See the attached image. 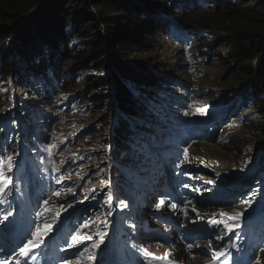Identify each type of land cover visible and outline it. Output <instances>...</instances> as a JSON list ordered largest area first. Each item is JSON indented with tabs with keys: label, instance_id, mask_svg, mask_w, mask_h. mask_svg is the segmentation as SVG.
Returning <instances> with one entry per match:
<instances>
[{
	"label": "rangeland",
	"instance_id": "374dc122",
	"mask_svg": "<svg viewBox=\"0 0 264 264\" xmlns=\"http://www.w3.org/2000/svg\"><path fill=\"white\" fill-rule=\"evenodd\" d=\"M226 1L218 0L221 7L224 6L223 10L227 9ZM180 2L182 5H174L172 11L169 12L165 10L164 5H158L162 11L160 8L155 10H159L160 14L164 13L162 17L158 16L159 20L163 19V25L151 32V35L156 38V41L153 42L154 45L145 46L147 49H158L159 52L154 56L156 60L148 61L149 65L146 66L153 71L154 80H149L151 84L142 88L141 85L145 83L143 80L135 81L132 84L137 99L142 98V106L138 109L142 112L138 114L146 113L145 121L136 124L129 113L123 114L125 116L123 123H120L121 120L116 113L114 121L125 126L126 123H131L127 129L141 133L140 140L149 147V145L156 146L157 129L161 127V122L158 125L157 121L171 115L169 111L179 110L177 112L181 115H188L190 112L199 114L197 118L191 120L171 115L173 118L166 122L168 125H172L177 117L182 122L181 127L186 129V134H191L194 129L198 132L199 141L192 148L193 153L188 150L190 144L182 143L177 146L181 150L180 159H176L178 164H187L186 160H195V165L198 166L196 169H190V165L183 166L196 174L192 181L196 183L197 187L190 184L187 189L194 187L199 193V195H194L191 200V208L194 211L189 216L184 215L181 210L182 206L187 204H173L172 201L168 202V198L160 199L161 197L156 196V188L164 182L162 179L165 175L164 169L157 174L158 183L147 189V193L144 195L146 199L139 202L140 198H137L139 204L135 206L125 202L129 194L123 179H126L128 171L140 168L141 164L135 160V157L133 158L132 154L127 155L125 144H117L116 135L112 132L113 126L111 127L112 133L106 134L108 140L99 136L97 124L100 123L105 112L99 114L101 106L92 107L93 105L88 103L83 92L86 87L68 92L64 85L56 86L55 92L52 94L48 90L37 88L36 84H32L33 88H23L27 85H24L15 73L3 80L0 78V83L3 82L0 86V102H3V107L0 108V123L3 121L0 133H4L6 130L10 136L12 134L21 135L20 126L32 129L33 123L39 124L40 126L37 127V124L34 125L35 129L33 128V130H37L42 138L45 136L48 138L47 141L41 139V144L54 150L55 163L61 168L66 167L67 179L79 188L77 193L66 200L93 204V207L110 206L108 208H111V214L114 216L112 226L102 225L106 226L105 230L109 235L111 234L106 241L111 242L112 255L115 258L119 252L127 250L121 237H124V234L130 235V240H137V244L131 249L140 255V264H177L176 260L182 264H192L202 262L203 257L207 255H196L195 245L209 249L221 248V241L214 243L210 240L205 243L206 239H199L198 243L205 244H196L199 231L204 232V238L209 237L206 228H211V226L203 223L207 220V216H212L214 213L221 216L223 213L220 209H216L211 202L217 201V204H220L228 200V197L223 195L219 197L225 198L224 201H220L219 197L211 199V191L218 190V188L226 193L233 191V198L242 195L244 199H247L242 201L243 206L239 207L246 210L254 207V205L250 206L256 203L255 200L264 199V191L261 192V186L258 184L261 181L264 183V114L260 110L250 108L251 104L259 99H264V92L261 89L264 85L262 75L256 77L253 75L254 78H252L239 63L230 58V48L227 47L229 43L223 37L222 32L184 27L188 25L185 22L187 17L181 16H206L198 8L211 6L210 2H202L200 5H194L192 0H180ZM195 8L196 10L193 12ZM191 44L193 45L191 46ZM252 57L253 64H256V67L261 66V58L257 64L256 55ZM260 69L262 71L259 72L263 73V69ZM155 71L157 72L155 73ZM153 89L158 92L156 95H153ZM160 92L163 95H160ZM66 93L80 96L78 102L72 100ZM167 93L169 97L166 99ZM7 94L11 95L10 100ZM29 97L34 98L28 100ZM177 98L179 105L176 106L175 104L178 102L174 99ZM258 105L263 106L264 101ZM73 107L75 109H72ZM39 108L42 113L47 112V115L38 114ZM202 111L204 114H200ZM201 115H203L202 118H200ZM220 117L224 119L216 121ZM157 125L158 128H153ZM177 125V128L171 126L163 128L164 131L166 129L169 131L166 133V138H169L170 134L175 138L180 136V127L179 124ZM40 128L41 130H38ZM171 129H174L175 132L170 133ZM126 135L130 134L126 133ZM14 141L20 142L21 145L23 139L16 138ZM158 142L157 146L165 145V139H160ZM137 148L138 158L142 161L144 158L141 157L140 151L146 152V149L144 147V149H139V146ZM115 151H117V155H112L115 154ZM170 162L172 163L167 161L165 164L167 163L171 170V164L173 167L177 163H174V159ZM44 163L55 166L52 163V155L49 153L45 156ZM104 170L107 172L102 173ZM254 179L256 181L252 185H244ZM121 183L124 185L123 192L119 190ZM164 184L166 183L164 182ZM181 185L180 192L184 190L185 183L182 182ZM97 190L99 193L94 195ZM150 194L153 196L150 197ZM60 197L65 199L64 196ZM108 197L109 200H107ZM132 199L136 200L134 197ZM161 200H163L162 204ZM147 201L146 208L148 210H145ZM54 206L55 204L48 207L46 215H58L60 211ZM129 210L135 212L133 218L128 217ZM60 215L57 216L58 220L67 219ZM161 215L163 216L161 217ZM121 216L127 217L122 220ZM139 216H141L140 222L137 220ZM226 219L228 217L224 216V219L218 218L217 221L223 225L226 223ZM117 225L122 226L121 236L114 233ZM180 227H182L181 230ZM191 228L197 232L195 239L192 236L189 239L187 236L184 237ZM80 233H85V230H81ZM76 237L77 242L88 239L87 236L76 235ZM94 238H99V236L96 235ZM187 243L192 244V248L189 249ZM42 245L46 246L44 243H41L40 246ZM91 245L92 243L89 246ZM1 248L0 243V251ZM81 248L84 250V247ZM14 251L15 249H12L6 254L0 255L2 257L0 261H7L8 264H19L18 262L30 264V261H25L24 253L21 250H16L15 253ZM166 252L168 253L166 254ZM153 254L159 257L158 263L149 258ZM168 256L170 257L164 260ZM109 257L104 255L105 263H109L107 259ZM262 258L261 264H264V252ZM111 264H116V261L113 260Z\"/></svg>",
	"mask_w": 264,
	"mask_h": 264
},
{
	"label": "trees",
	"instance_id": "16d2710c",
	"mask_svg": "<svg viewBox=\"0 0 264 264\" xmlns=\"http://www.w3.org/2000/svg\"><path fill=\"white\" fill-rule=\"evenodd\" d=\"M171 1L0 0V78L3 80L15 73L21 82L27 85L23 88H33L32 84H36L37 88L48 90L52 94L56 86L64 85L68 92L86 87L83 92L88 103L90 102L92 107L101 106L99 114L105 112L97 124L99 136L108 140L106 134L111 132L113 126L112 132L116 135L115 141L118 145L123 143L128 147L134 143L139 149L148 150L140 142L136 130H133L132 136L126 135L131 133L130 129H127L131 123H126V126L120 125L114 121V115L118 114L120 123L125 121L123 115L125 113H129L136 124L139 120L145 121L146 113L138 114L142 112L138 111L143 103L142 98L137 99L132 84L143 80L145 83L141 85L142 88L149 86L154 80L153 71L146 66L149 65L148 61L156 60L154 56L159 52L158 49H147L145 46L154 45L156 38L151 32L163 25V19L159 20L158 16L162 17L164 13H159L162 8L158 5H164L168 12L172 11L174 5H182L180 0H173V3ZM192 1L194 5H200L202 2H210L212 5L198 8L206 16H181L187 17L185 22L188 25L184 27L222 32L229 43L227 47L230 48V58L239 63L252 78L253 75L256 77L261 74L264 82V0H227L226 10L222 9L224 6L221 7L222 1L221 3L218 0ZM159 8L160 11H155ZM195 10L196 8L193 12ZM255 55L258 58L257 64L261 58V66L256 67V64H253L252 56ZM260 68L263 69V73L259 72L262 71ZM2 84L3 82L0 86ZM261 89L264 92V85ZM66 94L77 102L80 98L74 93ZM7 96L10 100L11 95ZM30 98L34 97H29L28 100ZM262 101L264 99H259L251 104L250 108L260 110L264 114V105H258ZM2 107L3 102H0V108ZM38 114L47 115V112L42 113L39 108ZM5 135L7 138L6 131ZM12 138L8 135L7 139ZM15 144L17 143L12 141L8 148L14 149ZM117 151L112 155H117ZM145 154L146 152L140 151L141 157ZM135 160L139 162L140 159L135 157ZM190 163L195 164V160ZM128 174L133 172L128 171ZM132 177L133 175L127 177L126 174V179H123L126 190H132L134 187ZM255 181L256 179L244 185H252ZM124 185L121 183L120 192H123ZM66 188L67 198L79 191L69 179ZM96 193L99 191L97 190L94 195H97ZM110 194L109 190V197ZM125 202L129 204L132 202L131 198L127 197ZM82 207L84 211L90 210L92 213L83 226L86 232L92 231L88 234L96 236L100 228L112 224V210L108 208L110 206L93 207V204H83ZM130 216L131 214L128 215ZM121 229L119 226L118 234H121ZM92 242L96 243L95 245L108 244L98 249L100 250L98 253L102 254L109 249V242L105 239ZM87 257L90 258L92 255L88 253ZM100 259L90 260L98 263ZM118 260L120 264H129L130 261L125 255Z\"/></svg>",
	"mask_w": 264,
	"mask_h": 264
},
{
	"label": "bare ground",
	"instance_id": "6f19581e",
	"mask_svg": "<svg viewBox=\"0 0 264 264\" xmlns=\"http://www.w3.org/2000/svg\"><path fill=\"white\" fill-rule=\"evenodd\" d=\"M153 95H156L158 92L155 90V89H153ZM160 95H163L161 92H160ZM165 96V95H164ZM169 97V94L167 93V96H165V98L167 99ZM176 102H178V98L177 99H174ZM176 106L177 105H179V102L178 103H176L175 104ZM177 111H179V110H177ZM176 111V112H177ZM219 112V111H218ZM169 114H171V115H173L174 116V109L172 110V112L171 111H169ZM171 115H169V118H173V116H171ZM224 119L223 117H220V118H218L216 121H218V120H220V119ZM140 122V120L138 121V123ZM137 123V124H138ZM37 123L35 122V123H33V127H32V129H31V131H33L34 133H35V136H37V137H40V135H39V132H37V130L35 131V130H33V128L35 129V126L34 125H36ZM37 126H40L39 124H37L36 125V127ZM153 128H158V127H153ZM172 128H175L174 126L172 127ZM38 130H41V128L40 129H38ZM130 136H132L133 135V130L132 129H130ZM160 132V131H159ZM158 131H157V133H159ZM175 132V130L174 129H171V133H174ZM139 134V136H140V134L141 133H138ZM41 139H43L42 137H40ZM175 137H173L172 136V134H170V136H169V140H171V142L173 141V139H174ZM137 142H138V140H137ZM140 142H142V143H144L142 140H140ZM34 143H36V145L37 146H40L39 145V143H37V142H34ZM139 143V142H138ZM134 144V143H133ZM131 144V146H128L127 147V155H129V154H132V156H133V158L134 157H139V154H138V148H137V146L134 144ZM175 144V143H174ZM192 144H195V145H197L198 144V140H195V141H193V143ZM170 145H172V143L170 144ZM165 148V149H164ZM163 149H164V154L163 155H161V156H157L155 153H153V152H151L150 154H152L151 156H153L154 157V164H155V167H156V171H157V174L160 172V170H162L163 169V164H162V159L164 160V162H167L168 161V163H172V162H170L171 161V159H170V157L168 156V149L166 148V146L164 145V147H163ZM165 150H166V152H165ZM165 156V157H164ZM4 156H2L1 157V159L3 158ZM144 159L141 161V160H139V164H141V167L140 168H137V169H133V174H127V177H130L131 175H133V177H135V172H137V171H144V170H146V167H147V163H148V159L146 158V157H143ZM165 158V159H164ZM126 159V158H125ZM124 160V159H123ZM188 163H187V165H192V167H194V169H196L195 167H197V165H195V164H193V163H190V161H187ZM175 166H173V168H174ZM171 168H172V164H171ZM144 169V170H143ZM0 171H3V169L1 168L0 169ZM161 174V173H160ZM139 179H142V177L141 176H139L138 177ZM165 182V181H164ZM164 182L161 184V185H163L164 184ZM260 186H261V192H263L264 191V183H263V181H261V182H259L258 183ZM152 186H153V184L149 187V189L150 188H152ZM201 190V189H200ZM199 190V191H200ZM249 190H251V189H249ZM128 191V193H129V191H132V190H127ZM176 193H178V192H175L173 195H170V197H168V202H170V201H172L173 202V204H175V201H176ZM180 193H183V191H181ZM30 195H34V193L33 192H30ZM198 195H199V193H198ZM36 196H37V194H36ZM150 197H152L153 196V194H150L149 195ZM172 196V197H171ZM261 198L263 197V196H260ZM245 199H247V198H245ZM244 199V200H245ZM183 199H179V201L181 202ZM131 201L133 202V204H131V202H130V205H137L136 204V200L135 199H131ZM252 206V205H251ZM250 206V207H251ZM66 209V210H65ZM68 209H69V207H68V205H66V206H64L63 208H61V209H59L58 211H60L59 212V214H61V216H64L66 213H67V211H68ZM85 214L86 215H88V216H90V215H92V213H91V211L89 210V211H86L85 212ZM122 217H124V219L127 217V216H121V218ZM89 218V217H88ZM129 218H133V216L131 215ZM123 220V219H122ZM7 231V230H6ZM189 231V233H190V235L192 236V238L193 239H195V237L197 236V232L195 231V229H193L192 228V230L190 231V229L188 230ZM108 231L107 230H105V227H103V228H100L99 230H98V232H97V234L98 233H102V234H106ZM94 237V235H90V238H93ZM99 239H103V238H101V235L99 236V238H97V239H95V241H97V240H99ZM92 243V245L91 246H89L90 244ZM94 244H96V243H94V242H92V241H87V242H85V243H81V244H78V246L77 247H87L88 249H90V248H92L91 250H94V249H100V248H103V247H106L108 244L107 243H101V244H97V245H99V247H93V245ZM26 245V242H24L23 244H21V248H24V246ZM13 248H11L10 250H12ZM78 254L80 253V251H78L77 252ZM168 252H166V254H167ZM103 255L101 254V253H98L97 254V258H96V260H98L99 258H101ZM168 258V257H167ZM132 259V258H131ZM130 259V260H131ZM68 261H70L69 259H68ZM67 261V262H68ZM79 264H82V263H79ZM89 264H104L103 263V261H100L99 260V262L98 263H96V262H94V261H90L89 262Z\"/></svg>",
	"mask_w": 264,
	"mask_h": 264
},
{
	"label": "snow or ice",
	"instance_id": "6c2138e0",
	"mask_svg": "<svg viewBox=\"0 0 264 264\" xmlns=\"http://www.w3.org/2000/svg\"><path fill=\"white\" fill-rule=\"evenodd\" d=\"M200 114H204L203 111L200 113ZM12 157L9 156L6 158V161H4V163L7 164V166L9 167V169H11L12 167V164H11V161H12ZM11 180H9L5 174L3 173V171H0V196L6 194V187L7 185L11 184ZM45 203H47V201H45ZM123 203V202H122ZM163 203V200H161V204ZM126 206V205H125ZM68 207H72V205H68ZM172 207H175V205H172ZM66 210V209H65ZM222 215H224V213H221ZM13 215L12 212H9L7 214L4 215L3 219L6 221L8 220V217ZM59 215V213H58ZM242 213H236L234 216L230 217V219H233V220H238L240 217H241ZM213 223H218L216 221H213ZM225 227L229 229V232L232 231V227L229 226L228 224H225ZM51 228V225H45V228H44V232L50 230ZM33 235V239L29 240L27 242V244L24 246V248L21 249V251L24 253V255L27 257L31 251L36 248V247H39L41 241H42V237H43V232L41 231V229L37 228L36 232L32 234ZM103 234H101L102 236ZM75 239V238H74ZM217 239H222L221 237H217ZM192 244H189L188 247L189 248H192ZM93 247H99V245H93ZM214 255L216 257H220V256H224L226 255L225 252H220V253H214ZM90 259H92V257H90ZM0 264H8L7 261H0Z\"/></svg>",
	"mask_w": 264,
	"mask_h": 264
}]
</instances>
